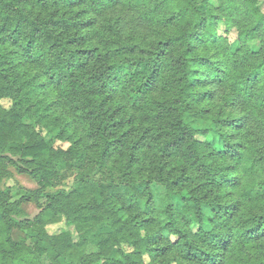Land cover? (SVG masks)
<instances>
[{
  "label": "trees",
  "instance_id": "16d2710c",
  "mask_svg": "<svg viewBox=\"0 0 264 264\" xmlns=\"http://www.w3.org/2000/svg\"><path fill=\"white\" fill-rule=\"evenodd\" d=\"M2 99L0 264H264L258 0H0Z\"/></svg>",
  "mask_w": 264,
  "mask_h": 264
},
{
  "label": "rangeland",
  "instance_id": "374dc122",
  "mask_svg": "<svg viewBox=\"0 0 264 264\" xmlns=\"http://www.w3.org/2000/svg\"><path fill=\"white\" fill-rule=\"evenodd\" d=\"M212 2L217 5L218 0H212ZM259 8L262 12H264V0H258ZM220 28L225 30L226 27L223 23L219 24ZM228 41L231 45V49L233 51H236L239 48V37L236 30H232L228 33ZM250 47L253 50H258L260 47V44L258 41H254L250 43ZM0 103L5 107L9 108L11 106L10 99H2L0 100ZM42 133L45 135L47 142L50 146H53L55 148L59 146H63L64 148L68 147V143L63 142L56 138L57 132L48 133L46 130H42ZM216 147L221 149V145L216 141ZM14 172V176L8 180L2 181L0 183V187L2 189H8L11 191V195L13 200H18L22 195L27 194L29 190H35L38 188L37 182L32 179L28 175H22L18 174L14 169H12ZM74 183V177H70L66 179L63 183L58 185L57 187L50 188L47 191L48 192H55L60 189L70 190ZM22 209V216H27L29 218H34L37 214H39L40 209L37 207L35 202H28L24 203L21 207ZM47 231L51 235H60L64 232L70 231L72 234L73 241L75 243H78L84 239H87L88 241H92L96 235V230L89 231L86 233H78L75 226L73 224H70L65 217H60L56 222L50 223L46 227ZM194 230H197V226L193 227ZM29 231L24 230H16L14 233V237L16 240L20 241L23 239ZM97 250V247L93 244H89L87 247V251H95ZM146 261H149L148 256H145ZM44 264H49V258L44 257L43 258Z\"/></svg>",
  "mask_w": 264,
  "mask_h": 264
}]
</instances>
